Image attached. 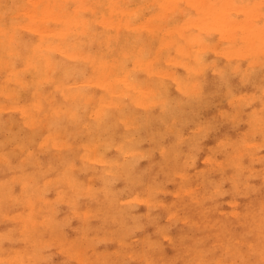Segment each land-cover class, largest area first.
Here are the masks:
<instances>
[{"label": "clouds", "instance_id": "9594fccd", "mask_svg": "<svg viewBox=\"0 0 264 264\" xmlns=\"http://www.w3.org/2000/svg\"><path fill=\"white\" fill-rule=\"evenodd\" d=\"M262 5L234 7L259 11L264 47ZM175 7L191 17L196 5ZM135 59L120 65L128 88L116 102L105 97L100 109L69 107L62 124L60 114H50V131L63 129L71 141L63 163L91 180L82 181L79 192L68 185L64 201L54 204L57 219L42 228L33 221L0 229V264H264V76L253 97L259 108L241 118L248 128L217 149L224 159L206 158L200 168L198 129L182 131L190 123L188 100L173 96L169 80L155 75V62L153 75L141 77ZM140 89L146 95H138ZM8 128L0 116V131ZM25 135L35 143L39 133ZM81 137L89 146L83 160L76 147ZM62 203L68 211L61 216Z\"/></svg>", "mask_w": 264, "mask_h": 264}, {"label": "bare ground", "instance_id": "6f19581e", "mask_svg": "<svg viewBox=\"0 0 264 264\" xmlns=\"http://www.w3.org/2000/svg\"><path fill=\"white\" fill-rule=\"evenodd\" d=\"M241 1L242 3H248V2L257 3V4L259 3V0H241ZM242 3L240 2V0H238L237 3L234 0H216V2L212 0H88L87 4H85L84 0H21V2L18 3L15 0H0V44L8 42L14 36L12 35V32L17 25L18 26L20 25V28L23 27V29H25L29 33V35L33 36L32 37L33 40L35 39V41L29 42L26 48L27 51H25L24 55H20L18 53L19 51L15 52L16 50H13L12 46L11 49H9L8 51H3L4 49L0 50V67H6L7 70V74H6L7 76L5 75V82L3 83V85L8 86V84L14 83L16 89L23 88L22 91L26 93V98H27V101L23 102L22 105L15 104L14 108L12 107V110L14 111L16 108H18L20 112L19 115L23 116V118L30 119L28 121L29 123H31L32 120L35 122L36 118L34 115L39 116L45 114L44 111L45 109H47L49 111L48 115L52 113L60 114L59 121L62 124L64 122L65 117L71 116V113L67 111L69 107H71L73 111L77 110L78 105L77 106L71 105V101L73 99L77 98L78 100L79 98L81 100L85 99L87 101V99L89 100L91 98L88 93L83 91L82 88L79 89L76 87L75 84L76 82L72 84V85L75 84L74 85L75 87L71 85L72 82H70V84L68 83L69 80L67 82V77L70 73V70L72 72L73 68L68 70V68L64 67L61 64L60 60H57L58 57L69 58L74 64H76L78 60H82V59L85 60L84 57H87L86 58L88 59L87 63L91 65L92 73H93V76L91 77L90 80L88 79V81L91 82V84H93L100 91L96 99H94L95 101L90 104V108L100 109L106 106L105 104L101 103L102 99H104L105 97H107L108 103L116 102V100H118L119 97L121 96L123 90L128 88V82L120 72V65L125 60L126 57L135 54L136 59L134 62V66L138 69H141L144 72V75L145 74L149 76L153 75L152 69H153L154 59H157L155 57L156 55L149 56L148 59L139 58L140 54L142 53L148 54L147 48L142 46L144 43L141 41V39L144 37H142L141 39L140 37L142 35L151 37L152 35L156 34L155 32L156 23L162 21L163 17L161 18V16L164 11L169 12L167 21H169L170 19L169 21L170 24H168L167 21H166L167 23L164 24L165 26H167L166 28L163 27L165 28L163 29L165 36L163 35L159 36L160 45L158 46V48L166 51H171L169 55H171L172 58L176 57V60L177 57H183L185 56L186 53L190 52L191 56L188 62H184L182 59H179L181 61L180 63L182 64H180L176 60L175 62L178 63L177 65L180 66L182 65L183 67L185 66L187 72H190V74L192 73L193 76L195 72H197L200 69L199 66H201L202 64L200 63L202 59L200 55L202 51L206 50L205 48L207 46L206 38L204 37L208 36L207 33H210V35H212L211 33L216 34L218 36V39L222 38L228 41L229 46H225V47L223 46V48L220 50L221 51L220 53L224 54L222 56L227 57L230 55H234L236 60H238V58L242 56L246 59H248L247 57H249L252 60H254L255 63V59L253 58L260 51V48H262L259 40V19H258L259 11L255 10L253 13H249L247 10L234 7V5L242 4ZM178 4L196 5V7L191 9L192 16L189 17L188 15L185 14V12L181 8L175 7V5ZM231 9H233L240 15L239 20L237 19L234 20L230 16ZM181 14L183 16H179ZM249 21H252L253 24H250ZM253 27H255L256 29L255 31H253ZM112 32H114L113 35H111ZM82 35L83 36L85 35L86 38L85 40L87 41V43L91 41L93 43V40H96L99 36H105L106 38V41L104 42L105 44L100 49H98L100 50L98 51L99 52L98 55L95 54L91 55L88 53L84 54L82 51L81 53H79V51L82 50L85 46V45L81 46L82 44L79 41V37H82ZM157 35L158 34H156L154 38H156ZM16 36L19 39V36L18 35ZM115 36H119L117 37V40L114 39L116 38ZM110 38L114 40L113 41L111 40L110 41L111 43L107 44ZM145 39H147V37ZM17 44H21V43H17ZM211 47H209V49L213 51L215 48L212 47L213 49H211ZM215 50L218 51L217 49ZM239 50L240 51L243 50V51L240 52ZM159 52L161 53V51ZM15 53H17V55H15ZM52 59H55V61H53ZM167 59L169 60V58ZM167 59L165 58V62L168 61ZM174 59H172L171 61L170 58V61L173 64H175ZM251 59H249L248 61H250ZM16 60L17 62H15ZM160 60L161 59H159V61ZM170 61L168 62L170 63ZM87 63L86 64L84 63L85 66L87 65ZM254 63L252 62V66H254L253 65ZM17 64L19 65L17 66ZM204 64L205 63H203V65ZM249 65L251 66V64ZM129 66H133V64L130 62ZM237 67L238 66H236V68L233 67L232 69H238L239 67L238 68ZM50 69H52V71ZM87 69L85 70L87 71ZM163 71L165 70L163 69ZM169 71L170 70L168 68L166 70V74ZM200 71H204V70L200 69ZM161 72L158 70L155 72V75L156 76L158 75L159 77L161 74L162 76ZM171 72H173V70ZM169 74L172 80L176 79L175 75H173L175 73L172 74L169 73ZM1 80L3 81V79ZM79 81L81 82V80ZM88 81L86 80L87 83H89ZM175 81H176V87L182 88V84L180 83V80L177 79ZM184 81L185 79L183 80V82ZM194 81L196 82V83L193 82L194 84L198 83L196 80ZM191 84L187 86L189 88V92L191 89L190 87ZM198 85L200 86V83H198ZM80 87H83V85H81ZM3 89L6 90L7 88L5 87ZM78 91H82L86 94ZM142 92H144L143 94L146 95V90L144 89H140L138 95L143 96ZM10 94L11 96L14 97V93L12 90ZM17 94L18 93H16V96L19 97ZM6 96H3V99H5L4 97ZM17 97L16 99L13 98L12 99L15 101L17 100ZM4 109L7 110V108ZM9 109L11 108H8V110ZM235 110L238 113V110L237 109ZM43 123L45 125L46 122ZM35 127L36 126H34V128ZM31 128L33 127L31 126ZM45 129H47V127ZM18 130L20 129L18 128ZM41 131L43 130H39V132ZM57 134L58 133L53 135L57 136ZM47 135L45 136L47 137ZM55 136H53L54 139ZM45 139L48 140L47 138H44V145H45ZM41 142L42 140L39 142V144ZM59 143L57 142L55 143L52 140L51 146L61 149L59 145L61 146L65 142L63 143L61 142L60 144ZM57 144L59 145L57 146ZM85 144L88 143H84L81 145L84 146ZM40 145H42L43 147L42 143ZM65 145H67V142L65 143ZM85 148H86L85 149L86 153L85 155L81 154L82 157H86L88 154L89 146L86 145ZM13 149L15 150L16 146L15 148L13 147ZM20 150L21 153L19 154V162L23 163V165L26 166L28 165L29 161L28 163H26L27 161H25V159L21 157L24 156L25 154L24 152H22L24 150L22 149ZM58 159H60V157H58ZM81 160H83V158ZM3 161L5 162L6 159L5 160L3 159ZM66 168H68V166L65 167V169ZM21 175L22 176L19 177H21V182H23L22 188L28 189L29 187H31L30 189L31 191L37 190L39 192H42L43 189L41 190V188L35 187L34 185L32 186L33 180L31 181V179L33 178V176H31L29 173L24 172V169L23 171H21ZM15 178L16 176H14V178L11 180H14ZM19 180L20 179H18V181ZM43 184L45 186H51L54 184L60 186L59 184H65V185L67 184V185L76 186V188L79 189L78 182L77 181L74 182L73 180L71 181L66 176H62L61 179L58 178V176L52 177V179L48 178L43 182ZM62 194L64 195V193ZM38 197L40 199L43 198V197L41 198L39 194L37 198ZM57 198L55 197V199ZM27 199L29 201L24 200V202L27 203V208H29L28 210L29 212H27L26 216H22L21 219L24 225L33 223L34 217L31 214V212L32 209L34 210V208L36 207L35 203L32 202L31 197H28ZM58 199L60 200V198ZM41 207L42 206H40L39 204V208ZM6 217L12 218V216H6ZM16 218L15 216H13V219L18 221L19 217L17 215ZM40 221L42 222L43 220Z\"/></svg>", "mask_w": 264, "mask_h": 264}, {"label": "rangeland", "instance_id": "374dc122", "mask_svg": "<svg viewBox=\"0 0 264 264\" xmlns=\"http://www.w3.org/2000/svg\"><path fill=\"white\" fill-rule=\"evenodd\" d=\"M15 1L17 3L21 2V0H15ZM84 1H85V4L88 3V0H84ZM212 1L216 2V0H212ZM234 1L237 3L238 0H234ZM240 2L242 3L241 0H240ZM235 12L236 11L231 9L230 10V16L234 20L235 19L239 20L240 15L237 12L235 14ZM168 16H169V12L164 11L162 16H161V18L163 17L162 21L156 23L155 32H156V34H158L156 36V38H154L156 35L155 34V35H152L151 37L142 35L140 37V39L142 37H144L141 39V41L144 43L142 46H144L148 50L147 55L148 56H155L156 55L155 57L158 60L154 59V62L158 61L156 63L158 65L160 64L159 65L160 66L159 71L161 72V71H163V69L165 70V71H163L165 74L163 72H161L162 76L160 74L161 77L159 76V78L169 80V82L171 84L170 91L173 94V96H183L188 100V103L185 106V110H186V114L188 117V121L190 123H189V126L185 129H183L182 131H183L184 135H188L189 133L193 132V130L198 129V138L201 141V146L203 147L204 151L200 154L199 159L197 161V164L200 168H203L205 165V159L206 158L209 161H211L213 158H215L216 160L224 159V156L222 153H217V149L222 144L235 141L239 136H241L245 132V130L248 128V124L243 123L241 118H243V120L246 121L249 117V115H247V113L248 114L251 113L253 108H257V109L259 108V106H260L259 101L256 99H253V97H254V95H258L259 88H260V81H261L260 79L262 76H264V47L260 48V51L253 58V59H255V63H254V60H252L251 58L247 57L248 59H246L243 56L239 57L238 58L239 61H238L235 59L234 55H230V56L226 57V56H222V55H224L223 53L222 54L220 53L221 52L220 50L223 48V46L224 47L229 46V43L226 39H222V38L218 39V36L216 34L211 33L212 35H210V33H207L208 36L204 37V38H206V45L207 46L210 45L209 47L212 46L213 48L217 49L218 51H216L214 49L213 50L215 52L214 53L213 51H211L209 49V47H207L205 45L206 50L202 51L201 55H200V57L203 59V60L201 59V61H200V63H202V64H201V66L198 65L200 67V69L204 70V71H200V69L198 68L199 70L197 72H195L196 75L194 74V76H193L192 73L190 74V72H187V70L185 69L186 68L185 66L183 67L182 65L181 66L177 65L178 63L175 62L176 57L172 58V56L169 55L171 53V51H166V50H162V49L158 48V46L160 45L159 44V36L160 35L165 36L163 29H165L167 26H165L164 24L167 22H168V24H170V22H169L170 19H169V21H167ZM179 16H183V15L181 14ZM163 27H165V28H163ZM94 28H95V26H94ZM22 29H23V27L20 28V25L19 26L17 25L16 28L12 32V35H14L13 37H15V38L12 37L8 42L0 44V50L4 49L3 51H8L9 49H11V46H12V49L16 50L15 52L19 51L18 53L20 55H24L25 51H27L26 48H27L29 42H33V41H35V39L33 40V38H32L33 36L29 35V33L25 29H23V30ZM21 32H22V34H21ZM113 34H114V32L111 33V35H113ZM16 35L19 36V39ZM115 37L116 38H114V39L117 40V37H119V36H115ZM146 37H147V39H145ZM85 39H86L85 35L84 36L82 35V37H79V41L82 44L81 46L85 45L84 48L81 47L84 50L83 49L80 50L79 53H81V51H82L84 54L88 53L91 55L92 54L98 55L99 54L98 51H100L98 49H100L105 44L104 42L106 41L105 36H99L96 40H93V43H92V41L87 43V41ZM111 40H112V38L109 39L107 44L111 43L110 42ZM17 43H21V44H17ZM101 43H102V45H101ZM242 45H244V44H242ZM20 47H22V48H20ZM212 47H211V49H213ZM207 48H208V50H207ZM159 51H161V53ZM242 51L243 50H241L240 52H242ZM21 52H22V54H21ZM222 52H224V51H222ZM162 54H163V56H162ZM15 55H17V53H15ZM84 58H85V60L84 59L78 60L76 62V64H74L69 58H66V57H58L57 58V60H60L61 64L64 67L68 68V70L73 68L72 72L70 70V73L67 77V82H68V80H69V82H68L69 84H70V82H72L71 85L76 82L75 83L76 87L79 89L82 88L83 91L88 93L89 96L91 97L89 100L87 99V101L85 99L81 100L79 98H78L79 101L77 100V98H75L71 101L72 106L78 105L81 108V110H82V107H81L82 105H89V107H90V104L95 101L94 99H96L97 95L100 93L99 89L96 88L93 84H91V82L88 81V79L90 80L91 77L93 76V73H92L91 65H89V63H87L88 62V59H86L87 57H84ZM165 58L166 59L169 58V60L167 59L168 61H170V58H171V61H172V59L175 58L174 59L175 64L171 63V61H170V63L168 61L165 62ZM159 59H161V60L159 61ZM249 59H251L250 60L251 62L248 61ZM52 60L55 61V59H52ZM176 61H178L179 63L181 62L178 59V57H177ZM15 62H17V60ZM252 62L254 63L253 64L254 66H252ZM84 63L85 64L87 63V65H86L87 67L85 66ZM203 63H205L206 66H205V64L203 65ZM180 64H182V63H180ZM249 64H251V66ZM18 65L19 64H17V66ZM246 65H248V66H246ZM67 66H70V67H67ZM236 66L239 67V68L237 67L239 70L238 69H232L233 67L236 68ZM244 67H247V68H244ZM168 68L170 71L167 72V74H166V70ZM85 69H87V71ZM0 70H1L0 71V74H1L0 75V84H1L0 85V95H1L0 96V105L1 104H3L4 106L6 105L5 107L3 105L0 106V108H1L0 110L2 111V112L0 111L1 112L0 116H3V117L5 116L4 118L9 121V125H10L7 133L0 131V156H1L0 157V229L6 228V227H11L13 224H19L21 226L24 225L23 221L21 219H22V216H26L27 212H29L28 211L29 208H27V203L24 202V200H28L27 199L28 197H31L32 202L35 203V205H36L34 210L32 209V212H31V214L34 217L33 221H38V220L39 221L40 220L45 221V222L40 221L41 222L40 227L42 228L43 224L48 222V220L50 221V220H56L57 219L54 204H55V202H58L60 200L61 201L64 200L65 189L68 187L67 184L66 185L65 184H59L60 186H57L56 184L51 185V186H45L43 184V182L45 180H47L48 178L52 179V177L58 176V178L61 179L62 176H66L71 181L73 180L74 182L75 181L78 182L79 189H77L76 186H74V187L77 189V192H79L81 182L82 181H89V180H91V177H88L90 175L85 176L82 174L73 175L71 172V169H72L71 162H69L67 164L63 163L62 158H61L62 154L67 151L68 147L71 144V141L68 139V135L63 129H61L60 132H57L55 130V127H54L50 131L49 124L51 123V120H50V115H48L49 111L47 109H45V111H44L45 114H47V115H45V114H42L39 116L34 115L36 119H35V122L33 120L31 121L32 124L29 123V121H28L30 119L23 118V116L19 115L20 114L19 109L16 108L18 106L15 107L16 109L14 111L12 110V107L14 108L15 104L16 105H22L23 102L27 101L26 93H24L22 91L23 88L22 89L21 88L16 89L14 83L8 84V86H4L3 83L5 82V75L7 74V70H6V67H0ZM50 70L52 71V69H50ZM172 70H173V72H171ZM80 71H81V73H80ZM79 73H80V75H79ZM169 73H171V74L175 73L173 75H175L176 79L175 78L174 79L180 80V83L182 84V88L176 87V81L172 80V78H170L171 76ZM248 74H250V75H248ZM143 76H144V72L141 71V77H143ZM196 76H197V78H196ZM245 76H246V78H245ZM88 77H90V78H88ZM157 77H158V75H157ZM186 78H188V79H186ZM238 78H239V80H238ZM1 79H3V81ZM85 79L89 83H87ZM182 79L183 80L185 79V81L183 82ZM79 80H81V82ZM194 80H196L198 83H200V86L198 85V83L194 84L193 83V82H195ZM189 81L193 84H191ZM185 82H186V84L188 82L189 83L186 85ZM241 82H243V83H241ZM90 84L92 87L90 86ZM190 84H191V86H190L191 89L189 92V88L187 86H189ZM11 85L15 89H13L11 87ZM74 85H72V86H74ZM81 85H83L84 88L80 87ZM193 86H196V87H193ZM5 87L8 90L3 89ZM192 87H193V89H192ZM187 88H188V90H187ZM10 89L13 91L14 97L11 96V94H10L11 90ZM15 90H16V93H18L17 95L19 97L16 96ZM78 92L84 93L82 91H78ZM86 93H84V94H86ZM143 93L144 92H142V94ZM2 95L3 96L7 95V96L4 97L5 99H3ZM246 95H248V96H246ZM8 96H9V98L11 96V98L9 99ZM16 97H17V100H15L16 101L15 102L13 99H16ZM209 97L212 98L211 103H208ZM231 97H232V99H231ZM244 98H246V99H244ZM80 104H81V106H80ZM4 108H7V110H5ZM8 108H11V109L8 110ZM250 108H252V109H250ZM2 109H4V110H2ZM235 109L238 110V113ZM12 111H13V113H12ZM19 116H21V117H19ZM256 119H259L258 113H257ZM43 122H46L45 125H46L48 130L45 129L46 127H45ZM36 124H38V125H36ZM31 126L33 128H31ZM34 126H36V127L34 128ZM191 127H192V129H191ZM18 128L20 130H18ZM36 130L39 133V135H38V138L36 139L35 143H33L31 141V139L26 138L25 133L36 131ZM39 130H43V131L39 132ZM49 133H50V135H49ZM56 133H58L57 136L53 135ZM45 135H47V137ZM53 136H55V139ZM43 137L48 139V140L45 139V145H44V138ZM63 137H65V138H63ZM8 139H9V141H8ZM41 140H42L41 143L43 144V147H42V145H40L41 143L39 144V142ZM52 140L55 143L56 142L57 143H59V142L60 143L65 142L66 143L67 142V145H65V143H64L60 146L59 145L60 143H59V144H57V146L59 145V147L61 149L55 148V147L51 146ZM46 141H48V142H46ZM48 143H50V144H48ZM84 143H88V140L86 137H81L79 139L77 145H76V147L78 149L77 155H78V158L80 160L82 158H84V157H82V155H85V153H86L85 146L88 145V144H85L84 146L81 145ZM38 144H39V146H38ZM212 144H215V145H212ZM80 145L84 148H82ZM12 146L14 148L16 146V149L14 150ZM64 147H66V148H64ZM20 149L24 150L22 152H24V154H25L24 156H21V157L23 159H25V161H27L26 163H28V161H29L28 165H26V166H24L23 163L19 162V154L21 153ZM55 151H56V154H55ZM30 152H31V155H30ZM58 157H60V159H58ZM3 159L4 160L6 159V161L4 162ZM67 166H68V168L65 169V167H67ZM256 166L259 167V164L257 163ZM23 169H24V172L29 173L31 176H33V178L31 179V181L33 180L32 186L34 185L35 187H39V188H41V190L43 189L42 192H39L37 190L31 191L30 190L31 187H29L28 189L22 188L23 182H21V177H19V176H22L21 171H23ZM63 170H65V171H63ZM14 176H16V178L14 180H11L14 178ZM18 179H20V180L18 181ZM61 192L64 193V195ZM38 194L41 198L42 197L43 198L42 199H40L39 197L37 198ZM59 196H61V197H59ZM55 197L60 198V200L58 198L55 199ZM39 204H40V206H42L41 208H39ZM140 207H141V210H144L143 205H141ZM61 208H62V212H61V216H62L63 213L68 211V205L66 203H62ZM226 210H231L230 206ZM5 214H7V215H5ZM8 214H10V215H8ZM15 214L19 217L18 221L13 219V216H15V218H16ZM6 216H12V218L6 217ZM16 219H18V218H16Z\"/></svg>", "mask_w": 264, "mask_h": 264}, {"label": "snow or ice", "instance_id": "6c2138e0", "mask_svg": "<svg viewBox=\"0 0 264 264\" xmlns=\"http://www.w3.org/2000/svg\"><path fill=\"white\" fill-rule=\"evenodd\" d=\"M262 7H264V5H262ZM262 88H264V84L261 85ZM222 143V142H221Z\"/></svg>", "mask_w": 264, "mask_h": 264}]
</instances>
